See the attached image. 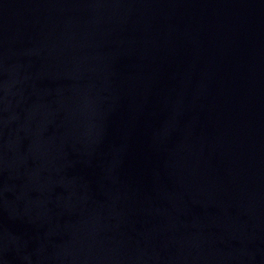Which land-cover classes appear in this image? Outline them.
I'll list each match as a JSON object with an SVG mask.
<instances>
[{
	"label": "water",
	"instance_id": "95a60500",
	"mask_svg": "<svg viewBox=\"0 0 264 264\" xmlns=\"http://www.w3.org/2000/svg\"><path fill=\"white\" fill-rule=\"evenodd\" d=\"M0 264H264V0H0Z\"/></svg>",
	"mask_w": 264,
	"mask_h": 264
}]
</instances>
